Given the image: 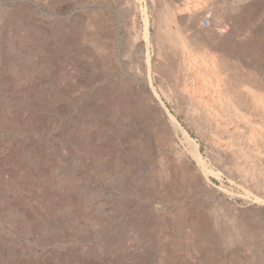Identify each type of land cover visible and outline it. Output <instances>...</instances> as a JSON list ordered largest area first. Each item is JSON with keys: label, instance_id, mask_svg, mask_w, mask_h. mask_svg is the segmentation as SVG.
<instances>
[{"label": "rangeland", "instance_id": "rangeland-1", "mask_svg": "<svg viewBox=\"0 0 264 264\" xmlns=\"http://www.w3.org/2000/svg\"><path fill=\"white\" fill-rule=\"evenodd\" d=\"M175 2L0 0V264H264V0Z\"/></svg>", "mask_w": 264, "mask_h": 264}, {"label": "bare ground", "instance_id": "bare-ground-1", "mask_svg": "<svg viewBox=\"0 0 264 264\" xmlns=\"http://www.w3.org/2000/svg\"><path fill=\"white\" fill-rule=\"evenodd\" d=\"M97 20H98V19H97ZM144 25H145V24H144ZM145 26H146V25H145ZM145 30H146V29H145ZM146 32H147V31H146ZM146 35H147V33H146ZM144 36H145V35H144ZM145 37H146V36H145ZM157 47H158V45H157ZM159 47H160V46H159ZM162 47H163V46H162ZM171 47H172V46H171ZM171 47H170V48H171ZM155 49H156V48H155ZM176 49H177V48H176ZM161 52H162V51H161ZM157 53H158V52H157ZM157 56H158V55H157ZM158 59H159V58H158ZM161 60H162V59H161ZM214 65H215V63H214ZM215 66H216V65H215ZM214 69H215V68H214ZM230 74H231V73H230ZM240 75H241V74H240ZM218 77H219V76H218ZM234 77H235V76H234ZM236 77H237V76H236ZM236 77H235V78H236ZM239 77H241V76H239ZM182 78H183V77H182ZM237 78H238V77H237ZM237 78H236V79H237ZM243 78H244V77H243ZM238 80H239V79H238ZM240 80H242V79L240 78ZM243 81H247V80H246V79H245V80L243 79ZM249 84H250V83H249ZM255 84H256V83H255ZM178 85H179V84H178ZM249 86H250V85H249ZM237 90H238V89H237ZM256 94H257V93H256ZM236 95H237V94H236ZM236 95H235V96H236ZM222 96H223V95H222ZM250 98H251V97H250ZM250 98H249V99H250ZM246 100H247V99H246ZM233 102H234V101H233ZM237 102H238V101H237ZM225 103H226V102H225ZM257 105H258V104H257ZM184 106H185V105H184ZM224 106H225V105H224ZM230 106H231V105H230ZM228 109H230V108H228ZM237 109H238V108H237ZM257 109H258V108H257ZM225 111H226V110H225ZM233 111H234V110H233ZM255 111H256V110H255ZM243 112H244V111H243ZM217 113H218V112H217ZM236 113L238 114V112H236ZM234 114H235V113H234ZM239 114H240V113H239ZM242 116H243V115H242ZM226 118H227V117H226ZM249 118H250V117H249ZM262 118H263V117H262ZM241 121H242V120H241ZM244 121H245V120H244ZM174 125H175V124H174ZM251 125H252V124H251ZM175 126H177V125H175ZM206 126H207V125H206ZM246 128H247V127H246ZM261 128H262V127H261ZM241 132H242V131H241ZM259 132H260V131H259ZM234 133H235V132H234ZM253 133H255V131H253ZM209 134H210V132H209ZM211 134H212V133H211ZM236 134H237V132H236ZM183 135H184V134H183ZM258 135H259V134H258ZM235 136H237V135H235ZM260 136H262V133H261ZM255 138H257V135H256ZM261 140H262V139H261ZM236 141H237V140H236ZM258 141H259V140L257 139V142H258ZM193 148H194V146H193ZM247 148H249V147H247ZM194 149H195V148H194ZM246 150H247V149H246ZM190 151H191V150H190ZM193 151H194V150H193ZM216 151H217V150H216ZM194 152H195V151H194ZM231 152H232V151H231ZM244 153H245V152H244ZM244 153H243V154H244ZM246 153H247V152H246ZM249 154H250V153H249ZM251 154H252V153H251ZM257 154H258V153H257ZM244 155H245V154H244ZM193 156H194L195 158L197 157V155H193ZM227 156H228V155H227ZM247 156H248V155H247ZM256 156H257V155H256ZM258 156H259V155H258ZM249 158L252 159V156L249 155ZM244 159H245V158H244ZM253 159H254V158H253ZM255 159H256V158H255ZM196 161H197V159H196ZM198 162H199V161H198ZM252 162L254 163V161H252ZM200 163H201V161H200ZM203 163H204V162H203ZM202 165H203V164H202ZM200 167H201V172L204 173V171H205L206 169L203 168L204 166H201V165H200ZM224 168H225V167H224ZM226 170H227V169H226ZM247 171H248V170H247ZM208 173H209V172H208ZM205 174H206V173H205ZM207 175H208V174H207ZM207 175H206V176H207ZM207 183H208V181H207Z\"/></svg>", "mask_w": 264, "mask_h": 264}, {"label": "built area", "instance_id": "built-area-1", "mask_svg": "<svg viewBox=\"0 0 264 264\" xmlns=\"http://www.w3.org/2000/svg\"><path fill=\"white\" fill-rule=\"evenodd\" d=\"M199 26L201 28H204V29H208L211 27V21L209 19V17H204L200 20L199 22ZM227 25L226 24H222L221 26H218L217 27V32L220 33V34H225L227 31H226V28Z\"/></svg>", "mask_w": 264, "mask_h": 264}, {"label": "crops", "instance_id": "crops-1", "mask_svg": "<svg viewBox=\"0 0 264 264\" xmlns=\"http://www.w3.org/2000/svg\"><path fill=\"white\" fill-rule=\"evenodd\" d=\"M179 1H180V0H176L175 4H178Z\"/></svg>", "mask_w": 264, "mask_h": 264}]
</instances>
